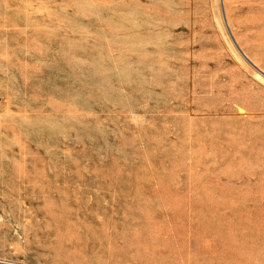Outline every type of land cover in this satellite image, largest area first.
Listing matches in <instances>:
<instances>
[{"label": "rangeland", "instance_id": "rangeland-1", "mask_svg": "<svg viewBox=\"0 0 264 264\" xmlns=\"http://www.w3.org/2000/svg\"><path fill=\"white\" fill-rule=\"evenodd\" d=\"M0 264H264V0H0Z\"/></svg>", "mask_w": 264, "mask_h": 264}, {"label": "water", "instance_id": "water-1", "mask_svg": "<svg viewBox=\"0 0 264 264\" xmlns=\"http://www.w3.org/2000/svg\"><path fill=\"white\" fill-rule=\"evenodd\" d=\"M221 11H222V15H223V20H224V23H225V26H226V29H227V33H228V36L230 38V41L231 43L233 44L234 48L236 49V51L239 53V55L253 68L255 69L256 71H259L261 72L246 56L245 54L243 53V51L240 49L239 45L237 44V42L235 41L229 27H228V24H227V21H226V17H225V14H224V9H223V6H221Z\"/></svg>", "mask_w": 264, "mask_h": 264}, {"label": "bare ground", "instance_id": "bare-ground-1", "mask_svg": "<svg viewBox=\"0 0 264 264\" xmlns=\"http://www.w3.org/2000/svg\"><path fill=\"white\" fill-rule=\"evenodd\" d=\"M257 77H259V78L261 79V76H260V74H258V73H257Z\"/></svg>", "mask_w": 264, "mask_h": 264}]
</instances>
